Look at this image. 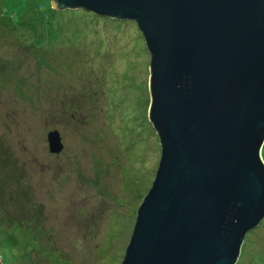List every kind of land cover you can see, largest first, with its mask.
I'll list each match as a JSON object with an SVG mask.
<instances>
[{
    "label": "rangeland",
    "instance_id": "rangeland-1",
    "mask_svg": "<svg viewBox=\"0 0 264 264\" xmlns=\"http://www.w3.org/2000/svg\"><path fill=\"white\" fill-rule=\"evenodd\" d=\"M50 7L0 0V264H122L161 160L150 55L135 23ZM237 264H264V220Z\"/></svg>",
    "mask_w": 264,
    "mask_h": 264
},
{
    "label": "water",
    "instance_id": "water-1",
    "mask_svg": "<svg viewBox=\"0 0 264 264\" xmlns=\"http://www.w3.org/2000/svg\"><path fill=\"white\" fill-rule=\"evenodd\" d=\"M135 23L161 160L122 264H237L264 220V0H52ZM51 153L64 145L48 134Z\"/></svg>",
    "mask_w": 264,
    "mask_h": 264
},
{
    "label": "trees",
    "instance_id": "trees-1",
    "mask_svg": "<svg viewBox=\"0 0 264 264\" xmlns=\"http://www.w3.org/2000/svg\"><path fill=\"white\" fill-rule=\"evenodd\" d=\"M49 11H54V9H53L52 7H50V8H49ZM81 13H84V12H81ZM40 17H41V19L44 18V16H40ZM40 17H39V19H40ZM102 19H103V18H102ZM104 19H106V18H104ZM77 30H78V32H79V28H78ZM78 32H76V33H78ZM76 33H75V34H76ZM46 42H47V41H46ZM43 45H44V44H43ZM42 50H44V49H42ZM42 50H41V51H42ZM47 51H48V50H47ZM16 221H17V219H16Z\"/></svg>",
    "mask_w": 264,
    "mask_h": 264
}]
</instances>
